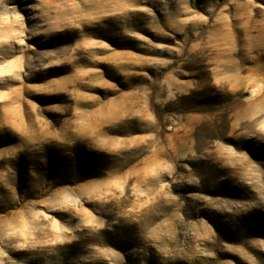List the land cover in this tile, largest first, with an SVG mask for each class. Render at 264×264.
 <instances>
[{"label": "rangeland", "instance_id": "rangeland-1", "mask_svg": "<svg viewBox=\"0 0 264 264\" xmlns=\"http://www.w3.org/2000/svg\"><path fill=\"white\" fill-rule=\"evenodd\" d=\"M0 264H264V0H0Z\"/></svg>", "mask_w": 264, "mask_h": 264}]
</instances>
